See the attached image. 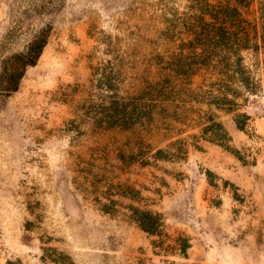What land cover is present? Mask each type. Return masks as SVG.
<instances>
[{
    "label": "rangeland",
    "instance_id": "374dc122",
    "mask_svg": "<svg viewBox=\"0 0 264 264\" xmlns=\"http://www.w3.org/2000/svg\"><path fill=\"white\" fill-rule=\"evenodd\" d=\"M186 3L0 0V83L6 59L49 27L47 42L17 91L0 97V264L14 259L21 264H264L262 50L242 52L258 81L239 109L249 115L245 130L235 127L231 114L218 112L238 155L192 137L197 129L180 126L171 136L184 141L182 159L121 171L111 166V156L95 160L113 182L139 191L135 201L118 197L122 204L161 214L171 238H188L184 256L165 246L172 240L154 247L151 240L157 238L121 214L102 213L72 182L78 156L90 159L96 146L113 139L88 130L76 137L69 129L75 101L85 96L73 88L88 84L91 68L110 57L112 46L123 56L126 74L132 66L140 69L139 62L167 44L158 34L163 18L182 12ZM257 7L253 0L243 16L257 21ZM61 94L74 100L63 101Z\"/></svg>",
    "mask_w": 264,
    "mask_h": 264
},
{
    "label": "trees",
    "instance_id": "16d2710c",
    "mask_svg": "<svg viewBox=\"0 0 264 264\" xmlns=\"http://www.w3.org/2000/svg\"><path fill=\"white\" fill-rule=\"evenodd\" d=\"M186 1L182 12L173 10L163 18L165 25L158 34L167 44H162L161 52L139 62L140 69L132 66L129 69L133 72L126 74L128 68L119 50L114 46L108 49L110 57L91 68L88 84L73 88L85 96L75 101L74 118L69 122L76 137L88 131L113 136L112 141L96 146L90 159L78 156L72 182L83 198L90 199L102 213L121 214L156 237L151 240L154 247L172 240L165 246L182 256L189 247L188 238L181 234L171 238L161 214L132 203L122 204L118 197L135 201L139 191L113 182L104 174L105 166L95 160L106 161L111 156L115 161L111 166L121 171L134 164L182 159L186 154L184 141L171 136L182 130L180 126L197 129L198 134L192 137L237 153L229 144L230 135L218 112L231 114L235 127L245 130L249 115L239 109L245 95L256 91L258 81L244 63L242 52L257 54L262 50L264 55V0H257L255 22L243 16L253 0ZM48 29L41 28L23 52L6 59L0 97L17 91L25 69L40 56ZM262 63L264 67V60ZM195 78L199 79L196 84ZM61 95L63 101L74 100L71 94ZM114 136L122 137L117 140ZM6 264L21 262L14 259Z\"/></svg>",
    "mask_w": 264,
    "mask_h": 264
}]
</instances>
